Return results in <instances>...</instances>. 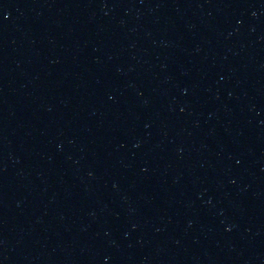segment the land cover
Segmentation results:
<instances>
[{"label":"water","instance_id":"water-1","mask_svg":"<svg viewBox=\"0 0 264 264\" xmlns=\"http://www.w3.org/2000/svg\"><path fill=\"white\" fill-rule=\"evenodd\" d=\"M0 264H264V0H0Z\"/></svg>","mask_w":264,"mask_h":264}]
</instances>
